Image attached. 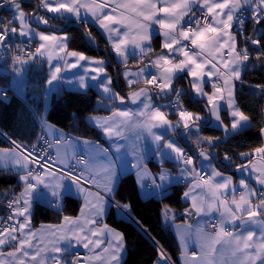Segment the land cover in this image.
I'll list each match as a JSON object with an SVG mask.
<instances>
[{
  "label": "snow or ice",
  "instance_id": "6c2138e0",
  "mask_svg": "<svg viewBox=\"0 0 264 264\" xmlns=\"http://www.w3.org/2000/svg\"><path fill=\"white\" fill-rule=\"evenodd\" d=\"M4 5L9 6L13 15L7 22L0 18V47L7 49L14 38H38L39 41L34 52H25L24 55L18 52L12 58L13 71L17 75L24 71L29 60L47 56L51 66L47 80L49 85L61 80L65 71L83 68V75L73 74V80L80 89L95 87L103 93L102 99L113 102L118 100L121 104L125 103V97L113 91L112 78L107 75L103 60H93L82 52L67 51L66 42L69 37L66 33L47 34L45 31H37V28L40 25L50 26L52 18H61L66 23L72 19L87 22L90 16L92 22L108 34L113 51L124 63H127L130 56L142 61L144 56L153 51L151 42L154 35L162 37L158 55L137 72L126 70L124 73L129 86L137 82L145 85L139 91L129 93L131 102L137 104V110L117 108L111 117L97 120L96 126L109 139L116 137L128 140L130 137L126 132H134L137 140L143 131L151 134L153 140L158 145L162 143L165 150L161 152L158 148L157 153L168 156L183 166L182 177L185 174L196 177L189 190L183 193L186 199H191V211L197 216L219 212L218 223L212 225L215 235L207 236L203 234L202 228L196 229L201 252H192L186 264H264V164L257 167L248 159L247 164L237 165L241 172L251 169L258 173L255 175V182L261 186L258 191L241 179V191L237 198L232 177L224 176L211 165L212 153L199 152L202 169L204 162L210 168L209 173L202 174V171H197L192 156L187 155L174 141L153 131L163 128L165 131L175 132L182 127L188 134L195 130L198 145L206 143L214 146L219 140V137L199 135L200 122L205 118L183 108L180 100L183 90L174 87V81L181 76L190 78L195 99L206 100V110L212 118L208 121L209 127L222 128L228 135L250 126L251 117L240 109L234 95V81L241 79L242 69L250 56L247 45L243 49L237 48L232 28L236 26L243 31L246 14L249 12L250 19L260 25L264 21V0H39L37 8L44 10L45 15L26 14L17 0H2L0 7ZM47 14L52 15L49 17ZM33 23L37 28L31 26ZM255 32L256 38L246 39L256 46L259 59V37L264 36V30L257 27ZM17 47L19 48L18 45ZM65 55L75 59L69 62L64 58ZM54 58L63 63L57 62L52 66ZM89 81L92 82L91 85ZM208 85L212 88L211 93L205 91ZM257 87L264 91V87ZM173 93L176 98L167 105L153 103V96L163 98ZM225 102L231 117L230 128L223 123L220 115ZM162 108L175 110L178 117L175 124L169 119V113L161 110ZM260 132L264 134V127L260 128ZM62 141L69 144L63 138L57 139L55 144L59 146ZM12 143L13 149H0V169L15 172L24 188L9 201L11 215L0 226V264H93V261H98L99 264H122L126 249L124 234L109 227L107 223H101L100 218L107 214L114 203L118 215L133 219L131 206L114 200L110 203L99 191L92 192L85 188V185L96 184L97 177L84 173L99 168L104 178V192H114L117 174L115 162L109 158V149L82 141L88 146L89 158L80 156L76 165L69 164L65 171L56 170L51 163L52 157L47 154V148L53 146L51 143L46 142L47 148L33 146L31 150L22 148L15 141ZM114 147L119 153L124 145L114 144ZM253 152L260 157V161H264V145L255 148ZM101 155L106 163L99 162ZM251 155L248 152L240 153L242 158H249ZM73 158L75 154L69 156L65 153L59 162L65 164ZM224 159L230 161L231 158L225 154ZM31 165L37 167L33 169ZM78 166L83 168V172L79 174L73 171ZM136 167H140V164ZM141 171V186H144L143 178L147 177L150 179L148 187L160 192L165 191L177 179L167 170H162L156 176L149 174L146 169L142 168ZM40 186L47 189L54 198H63L65 194H82L84 205L80 209V215L74 218L65 216L59 225H42L40 229H32L33 201L37 197L45 198ZM197 189L200 190L199 193ZM230 193L232 198L229 201ZM170 211L165 205V219L169 217ZM191 211L185 209L188 215ZM172 219L174 220V215ZM133 222L139 226L137 221ZM186 227L191 229L192 225L187 224ZM181 244L184 245L183 236ZM5 246L12 250L3 251ZM77 247L88 249L92 255L82 258L79 253H75ZM158 255L156 264H168L169 258L162 249ZM69 256L71 259L66 258Z\"/></svg>",
  "mask_w": 264,
  "mask_h": 264
},
{
  "label": "trees",
  "instance_id": "16d2710c",
  "mask_svg": "<svg viewBox=\"0 0 264 264\" xmlns=\"http://www.w3.org/2000/svg\"><path fill=\"white\" fill-rule=\"evenodd\" d=\"M22 8L31 14L36 8L35 0H20ZM37 12V11H36ZM0 14L8 15V5L0 7ZM50 26L40 25L42 30H60L69 34L68 49L82 52L88 56L101 58L106 61V68L114 79V86L121 95L135 89L137 86L127 88L123 84L120 75V68L114 62L110 49L104 38L97 30L86 23L65 22L60 18H52L49 21ZM259 27L264 30V21L256 25L250 21L246 25L244 36L238 34V42L247 45L250 55L249 61L242 72L240 82L236 90V101L238 106L245 114L251 117L250 126L236 134H230L212 147H207L213 154V160L217 166L225 171H235L237 165H245L249 158L242 159L241 152H253L262 144L260 128L263 127V104L264 91L257 85L264 87V36H260L261 45L259 47L260 58H257V48L253 46L246 38H256L255 29ZM90 33V36L88 35ZM86 38H85V37ZM154 50L160 48L159 39L153 40ZM136 64V63H135ZM29 78L34 82L32 88L37 93H41L46 81L44 68L35 70ZM8 74L0 72V131L10 140L22 148L32 149L37 146L41 134L40 112L42 101L33 102L25 100L14 94L8 87ZM177 85H187L185 77L176 79ZM98 95L92 89L85 92H76L64 90L51 97L49 107L46 112V119L77 137L99 138L97 130L90 126L86 121V116L92 113H108L115 104L109 103L102 107L97 105ZM183 108L204 115V121H201V133L207 137H221V129L209 127L206 102L193 99L188 92L181 95ZM173 116V115H172ZM174 117V116H173ZM221 119L225 125H228L226 111H221ZM0 145H8L7 141L0 136ZM189 155L192 150L187 148ZM227 154L231 159L229 163L222 161V157ZM194 155V154H193ZM152 166L153 162L149 161ZM184 185L177 184L172 186L169 191L160 198L142 199L137 194L135 181L131 174L123 175L114 192L113 200L120 204H130L131 216L139 223L149 237L155 241L153 243L140 229L127 219L118 217L115 209L111 208L106 215L105 221L110 226L124 234L126 241L125 256L122 264H156L159 259L160 248L166 252L172 262L175 264L176 250L175 239L170 230L164 228L161 222V210L165 205L168 207L181 208L183 202L181 195ZM18 188L11 190L2 202L3 209L5 201L9 195ZM4 188H0V194ZM80 207V201L70 196L63 199L60 209L41 204H35L31 214L32 226L41 223H57L65 216L75 215ZM158 245L159 248L156 246Z\"/></svg>",
  "mask_w": 264,
  "mask_h": 264
},
{
  "label": "crops",
  "instance_id": "0c3cea01",
  "mask_svg": "<svg viewBox=\"0 0 264 264\" xmlns=\"http://www.w3.org/2000/svg\"><path fill=\"white\" fill-rule=\"evenodd\" d=\"M17 2L21 4L20 0H17ZM118 2H119V0H118ZM21 7H22V4H21ZM23 11L26 14H28L24 9H23ZM34 14L39 15L38 11L35 12ZM8 15L11 19L13 13L9 9V6H8ZM50 15H52V14H50ZM70 22H76V23L81 22V23H86V24H90L91 26H93L97 30V32L106 41V43L110 49V52L112 54V57L114 59V62L117 63L119 66H121L120 75L122 77L124 86L127 88L137 86L135 89L127 92L124 95H121V93L114 86V79H113L111 73L106 68V61L104 59L91 57V56H88L85 54L86 56H88L89 58H91L93 60H103L104 61L103 66L106 68L107 75L112 78L113 91L119 92L121 96H124L125 97V103L121 104L118 100L113 102V101H108L106 99H102L103 93L95 87L90 86L86 90L80 89L78 87V85L76 84V82L73 80V74L75 73L77 76L83 75L84 74L83 68H76V69H71V70L65 71L62 74L63 78L61 80L54 82L53 85H49L47 83V80L49 79L51 66L48 63L47 56L37 57L36 60L31 61V62L28 61V63L24 66V71L19 75H17L13 71V68H12L13 63L10 65H7L4 63L7 67L10 68V70L8 71L7 69L0 67V72L8 74V76H9V79H8L9 81L7 83V87L14 94H16L17 96H19L21 98H24L25 100H30V101H33L35 103L39 102V100L42 101L41 112H40L41 132L45 136H47L49 139H52V140H57L59 138H63V140L69 141V144H64L62 141V143L59 146L55 145L54 147L51 148L53 159L58 165L68 166L69 164L76 163L78 156H84L85 159H88L89 158L87 155L88 146H86L82 143V141H88V142H90V144L98 145L99 148L109 149V152H110L109 158L115 162V171L117 174L114 190H115L120 178L126 174H131L133 176V179L135 181L137 194L142 199L160 198V197L164 196L172 186L177 185V184H183L184 188H183L182 195H181V201L183 202V207H181V208L168 207L171 211L169 212V217L167 219H165V217L163 215V211L165 208V207H163L161 210V222H162L165 229L171 231V233L175 239V250H176L175 264H186V260H187V258H189L191 256L192 252H197V253L201 252L200 241H199L196 229L198 227L202 228L203 234L207 235V236L215 235L214 229L211 230V229L207 228V221L211 218H216L217 220H219V215H220L219 212L213 211L212 213H208V214L202 213L200 216H197L194 211H191V199L190 198L186 199L183 196V193L185 191L189 190V188L193 185L196 177L192 176V175H187V174H185L182 177L181 173H182V167L183 166L180 163H178L176 160L169 158L168 156L159 155L157 153L158 148L161 152H163L165 150L163 149L162 143L160 145H158L153 140L151 134L147 133L146 131H143L140 133V138L137 140L135 138L134 132H126L125 134L130 137V139H128V140H125L122 138H116V137L109 139L104 134L102 129L100 127L96 126V123H95L97 120H101L103 118L111 117L112 113L114 111H116L117 108H119L121 110H124V109L132 110V111L137 110V104H133L131 102V100L129 98V93L137 92L141 88H144L145 85L143 84V82H137V83H134L132 86H129L127 84L126 79H125L124 73L126 70L129 72H132V73L137 72L140 68L144 67L145 64H147L150 59H152L156 55H158L160 53L161 49L159 48L158 50H154L153 40H154V38H158L159 44H161L162 37H160L158 35H154L153 40L151 42V47H152L153 51L151 53H149L148 55L144 56L142 61L137 59V58H133L130 56L127 60V63H124L123 59L121 57H118L115 54V52L113 51L112 46H111V42L108 40V34L105 33L104 30L98 26V24L93 23L90 16H89V19L87 22L76 21L75 19L70 20ZM16 26L19 27L18 24ZM31 26L33 28H37L35 23H33ZM37 31H45L47 34H51L52 32H55L56 35H63L66 33V32H63L60 30H55V31L52 29L42 30L39 27L37 28ZM232 33L236 36V42H237L238 41L237 40V34L233 30V28H232ZM66 34L70 38L69 34L68 33H66ZM33 40H34L36 47H37L38 43H39L38 38L33 39ZM68 42H69V39L66 42L67 43V51H74V50L68 49ZM61 55H64V54H61ZM64 58L66 60H68L69 62H72L75 59L73 57H67L66 55L64 56ZM57 62L63 63V61H58L57 59L54 58L52 61V66H54ZM81 63H85V62H81ZM85 66L87 67V64ZM42 67L44 68V72L46 75V81H45L44 88L42 89L41 93H37L31 87L34 82L29 78V76L35 70H39ZM243 70H244V68L242 69V72H243ZM153 71H155V70L153 69ZM183 77L186 78L187 85H177L176 84L177 82L175 80L174 81V87L177 86L176 89H182L183 93L184 92L186 93V91H187L188 94L193 99H195L194 94L191 90L190 83H189L190 78H188L187 76H183ZM69 80H73V82L68 83ZM239 82H240V80L234 81L235 100H236V90H237V86H238ZM91 83L92 82L89 81L90 85H91ZM89 89H92L93 91H95L97 93V95H98L97 105L98 106L102 107L104 105H108L109 103L115 104V106L113 108H111V110L108 113H105V114L92 113V114H88L85 118L87 123L97 130V132L99 134L98 139L90 138V137L74 136L73 134L69 133L66 129L59 127V126L49 122L46 119V112H47V109L49 107L51 97L53 95L60 93L64 90H70V91H76V92H85ZM205 91H207L208 93H211L212 92L211 86L210 85L206 86ZM169 97H172V95H170L168 97H164L163 100L156 105H161V104L167 105L166 99ZM173 97H176L175 93H174ZM180 100H181V96H180ZM195 100H197V99H195ZM199 100L206 102L205 99H199ZM153 103H154V100H153ZM236 103H237V101H236ZM161 110L168 112L169 113V119L174 124L176 123V121L178 120V117L175 114L174 109L162 108ZM221 111H226L227 117H228V126L230 128L231 117H230L229 112L227 110L226 102L224 104V108ZM194 113H197V112H194ZM198 114H200V113H198ZM200 115L204 117V115H202V114H200ZM220 115H221V113H220ZM207 120L208 121L212 120L210 115H208ZM263 120H264V104H263ZM49 126H51V127H49ZM213 127L217 128L215 126H213ZM263 127H264V121H263ZM218 129L222 130L223 135L221 137H219V140L215 144H217L219 141H221L226 136L230 135V134L226 135L222 128H218ZM136 131H139V130H136ZM153 131H155L159 135H164L165 138L168 140L174 141L177 144V146H179L183 150L190 148L192 150V152H194L193 153L194 155L190 154L189 156L193 157L195 164H196L197 171H202V173H205V174L210 172V168L207 167V162H204V167L202 169V161H201V157L199 155V152L200 151H206V152L212 153L208 149H205L206 146L207 147H212V146H209L206 143H200L198 145L197 144V134H196L195 130H193L191 132V134H188L186 132V130H184L182 127L176 129L175 132H173L172 130L165 131V129H163V128L153 129ZM199 135L203 136V137H207L201 133V125H200ZM261 136H262V144H261V146H262V145H264V134H261ZM72 141H75V143L72 144ZM114 144H121V145H124V147H122L121 151L119 153H117L115 151ZM133 145H135V148H133ZM13 148H14V146H12L10 144L3 145V146L0 145V149H13ZM65 153H67L69 156H72L73 154H75V158L66 161L65 164H61L59 162V160L64 158ZM249 153H252V155L255 156L252 159V163L254 165L259 167L262 164H264V161H260V157L258 155H256L254 152H249ZM224 156L222 157V161L225 163H229V161H226L224 159ZM242 159H244V158H242ZM149 161L153 162L152 166L149 164ZM99 162L100 163H106V159L101 155L99 158ZM138 164H140V167H136V165H138ZM211 165L213 167H215L216 170L220 171L224 176H231L232 177V181H233L232 186L236 188L235 195L237 196V198L239 196V194H237V191H241V186L239 185V181L241 179H244L250 185V187L256 188L257 190L261 189V186L255 182V175H257L258 173L252 172L251 169H249L248 171H245V172H241L238 169H236L235 171H232V172L225 171V170H223L217 166V164L215 163L213 158L211 160ZM77 168H78V171L80 173L83 172L82 166H78ZM142 168L146 169L147 172L149 174H151L152 176L158 175L162 170H167L171 174L172 177L177 178V179L173 180V182L170 183L167 186L166 190L163 192H160L159 190H153L150 187H148V185L150 184V179L147 177L143 178L144 186L142 187L141 183L139 182L141 177L143 176V173L141 171ZM84 174L85 175H94L97 177L95 187L98 190L96 188L94 189V188L89 187V186H85V188L89 191H92V192L99 191L100 194L102 196H105L106 199L111 203L113 201V193L107 194L104 192L103 187H102V185L104 183V178H103L102 174H100V169L94 168L90 172H86ZM217 180H219V178H217ZM0 188H4V190L2 191V194H0V216H1L3 205H4V204H2V202L4 201L5 196L11 190H14L16 188L19 189V192H18V194H19L20 192H22L24 185L21 181H19L18 175L15 172L4 171L3 169H0ZM40 191L45 194V198L42 199V198L37 197L34 199L33 204H32V208H31V214H32L33 206L37 203L41 204V205L49 206V207H54L56 209H60L62 204H63L64 197L68 196L67 194H65L63 196V198H54L51 196V193L47 189L43 188V186H40ZM196 191H197V193L200 192L199 189H197ZM230 196H232L231 193L229 194L228 199ZM70 197H73V198L78 199L80 201V207H79L78 212L75 215L68 216V217L74 218V217H77L80 215V209L84 205V199H83L82 194L72 195ZM231 198L232 197H230L229 201L231 200ZM254 202H255V200H254ZM57 205H59V207H57ZM111 208H115V206L112 204ZM111 208L108 209L107 213L109 212V210ZM185 209H189L191 211V214L190 215L186 214ZM116 214H117V212H116ZM106 215L104 217L100 218L101 223H106V221H105ZM173 215H174V220L172 219ZM117 216L119 217L118 214H117ZM63 218L57 223H41L35 227L32 226V224H31V228L32 229H40L42 225H59L62 223ZM20 219L23 220V218H20ZM187 224H191L192 228L188 229L186 227ZM109 227L115 229L114 227H112L110 225H109ZM117 231H119V230H117ZM182 236L184 237V245L183 246L181 244V237ZM11 250H12V248L8 247V246H5L3 249V251H5V252L11 251ZM96 251H99V249H97ZM76 252H83V258L92 255V253H90L88 249H84L83 247H77L75 249V253ZM124 256H125V251L123 253L122 261L124 259ZM66 258L71 259V256L66 257ZM93 264H99V262L93 261Z\"/></svg>",
  "mask_w": 264,
  "mask_h": 264
},
{
  "label": "built area",
  "instance_id": "2783aa9c",
  "mask_svg": "<svg viewBox=\"0 0 264 264\" xmlns=\"http://www.w3.org/2000/svg\"><path fill=\"white\" fill-rule=\"evenodd\" d=\"M35 1H36V6H38V5H39V0H35ZM0 2H2V0H0ZM4 6H5V5H4ZM37 11H38V14H39V15H45V11H44V10L40 9V10H37ZM197 15H199L198 12H197ZM47 16L50 17L51 15H50V14H47ZM250 16H251L250 12L246 14V17H247V18H246L245 23H244V25H243V31H241V30H240L238 27H236V26L233 27V30L236 32L237 35L239 34L241 37L244 36V33H245V30H246V25H247V23L250 22V21H252V20L250 19ZM0 18H3L5 22H7L8 20H10V17H9V15H7V14H0ZM252 22H253V21H252ZM9 44H10V47H8L7 49L0 47V61L3 62V63H5V64H7V65H10V64L13 63V59H12V58H13L14 56H16L18 52H19L20 55H24L25 52H34V50H35V48H36V44H35V42H34L33 39H32V40H27V39H25V38H14L12 41L9 42ZM17 45L19 46V48L17 47ZM249 56H250V55H249ZM36 59H37V58H36ZM36 59H34V60H36ZM34 60H29V62L34 61ZM163 98H164V97H163ZM163 98H158V97H156V96H153L154 103H155V104L160 103V102L163 100ZM175 98H176V97H169V98H167V99H166L167 104H168L169 102H171V101H174ZM0 136H2V135L0 134ZM2 137H3V136H2ZM3 138H4V137H3ZM46 142H47V143H51L53 146L56 145L54 140L49 139L47 136H45V135L41 132V134H40V139H39V143H38L37 146H38L39 148H47V144H46ZM53 146H52V147H53ZM52 147L47 148V154H48V156H51V157H52V161H51V163H53V164L55 165V169H56V170H59V169H65V171H67V168H68V167L60 166V165L56 164L55 161L53 160V155H52V152H51V148H52ZM30 150H31V149H30ZM184 152L187 153V155H189V151H188V150L185 149ZM79 157H80V156H78V158H79ZM78 158H77V159H78ZM71 165H76V163L71 164ZM31 167H32L33 169H35V168L37 167V165H31ZM77 170H78L77 167H74V168H73V171L76 172V173L78 174ZM202 174H205V173H202ZM205 175H206V174H205ZM259 190H260V189H259ZM259 190H258V191H259ZM18 192H19V189L13 191V192L9 195V197L6 199V201H5V206H4V210H3V212H2V214H1V216H0V226H3L4 223L7 222V217H8L9 215H11V211H10V209L8 208V203H9V201H10L15 195H18ZM239 192H240V191H237V194H239ZM230 197H232V196H230ZM230 197H229V199H230ZM114 206H115V204H114ZM115 209H116V208H115ZM119 216H120V215H119ZM217 223H218V220H217L216 218H211V219H209V220L207 221V228L213 230L212 225H213V224H217ZM76 253H79L80 256L83 258V252H76Z\"/></svg>",
  "mask_w": 264,
  "mask_h": 264
},
{
  "label": "rangeland",
  "instance_id": "374dc122",
  "mask_svg": "<svg viewBox=\"0 0 264 264\" xmlns=\"http://www.w3.org/2000/svg\"><path fill=\"white\" fill-rule=\"evenodd\" d=\"M237 38H238V35H237ZM237 48L238 49H243L244 48V46H243V44H241V43H239L238 41H237ZM248 62V61H247ZM247 62H245V65H246V63ZM0 67H3V68H5V69H7L8 71L10 70V68L9 67H7L4 63H2L1 61H0ZM13 68V67H12ZM11 68V69H12ZM245 68V67H244ZM173 97V96H172ZM0 134L4 137V139L7 141V143L8 144H10V145H12V146H14L13 145V143H12V140H10L3 132H1L0 131ZM52 140V139H51ZM54 141H56V140H54ZM54 147V146H53ZM54 160V159H53ZM56 163V162H55ZM57 164V163H56ZM72 164H74V163H72ZM61 166V165H60ZM63 167H68V166H63ZM77 172H78V174L80 173L78 170H77ZM95 185L96 184H88V185H85V186H89V187H92V188H96L95 187ZM97 189V188H96ZM98 190V189H97ZM113 205H114V203H113ZM115 209V208H114ZM115 211H116V209H115ZM117 212V211H116ZM121 218H124V219H126L125 217H121ZM160 250H161V248H160ZM166 253V252H165ZM167 254V253H166ZM167 256H168V258H169V260H168V263L169 264H174L173 262H172V260H171V258H170V256L167 254Z\"/></svg>",
  "mask_w": 264,
  "mask_h": 264
},
{
  "label": "water",
  "instance_id": "95a60500",
  "mask_svg": "<svg viewBox=\"0 0 264 264\" xmlns=\"http://www.w3.org/2000/svg\"><path fill=\"white\" fill-rule=\"evenodd\" d=\"M38 10L37 6L35 8V10L31 13V14H34L36 11ZM85 37V36H84ZM86 38V37H85ZM175 88H177V86H175ZM174 95V93L172 94V96ZM121 217V216H119ZM132 217V216H131ZM133 218V217H132ZM128 221H130L131 223H133L138 229H140L153 243H155V241H153L149 235L144 231V229L139 225L137 226V223H134L133 220H135L134 218L133 219H128L126 218ZM156 244V243H155ZM158 247V245H156ZM159 248V247H158Z\"/></svg>",
  "mask_w": 264,
  "mask_h": 264
},
{
  "label": "bare ground",
  "instance_id": "6f19581e",
  "mask_svg": "<svg viewBox=\"0 0 264 264\" xmlns=\"http://www.w3.org/2000/svg\"><path fill=\"white\" fill-rule=\"evenodd\" d=\"M126 218V217H125ZM169 264V263H168Z\"/></svg>",
  "mask_w": 264,
  "mask_h": 264
}]
</instances>
